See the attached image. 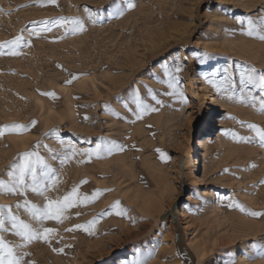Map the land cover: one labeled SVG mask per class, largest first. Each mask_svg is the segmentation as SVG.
Here are the masks:
<instances>
[{
	"label": "rangeland",
	"instance_id": "374dc122",
	"mask_svg": "<svg viewBox=\"0 0 264 264\" xmlns=\"http://www.w3.org/2000/svg\"><path fill=\"white\" fill-rule=\"evenodd\" d=\"M134 3L110 18L123 0H0V45L21 34L31 41L18 55H0V180L35 152L55 173L49 200L63 202L76 189L62 221L43 224L55 229L50 243L33 241L25 259L118 264L125 254L127 264H264V217L234 207L264 212V146L248 127L264 128V112L259 91L240 83L245 68L264 74V41L246 31L249 20L258 28L264 21V0ZM61 19H79L84 30L53 23ZM174 78L176 91L168 87ZM137 95L149 109L139 119ZM210 117L217 125L202 133ZM203 134L207 176L199 186L204 159L187 158ZM104 142L124 151L86 154ZM25 200L46 202L30 190L0 193V206L40 227L16 208ZM117 201L126 215L116 214ZM93 221L92 234L76 227Z\"/></svg>",
	"mask_w": 264,
	"mask_h": 264
},
{
	"label": "snow or ice",
	"instance_id": "6c2138e0",
	"mask_svg": "<svg viewBox=\"0 0 264 264\" xmlns=\"http://www.w3.org/2000/svg\"><path fill=\"white\" fill-rule=\"evenodd\" d=\"M50 3L55 4L56 0H49ZM136 7L134 0H123L122 5L117 6V11L110 16V18H119L125 14V11L132 10ZM48 23V22H45ZM53 23H59L61 25L70 24L74 27L68 29L69 32L75 33L77 30L83 31L84 25L79 19H61L60 21H55ZM243 24V21H240ZM51 28H45L38 31H35V35L39 36L40 31H50ZM247 35L253 36L256 35L261 41H264V21L261 22V26L256 27L251 20L247 24ZM30 45L31 41L25 39L21 34L16 36L11 41L7 42L4 45H0V48H7L8 51H0V55H18L19 49L25 46V44ZM176 72L181 71V67L177 64L175 68ZM225 73H228V69L224 70ZM217 73L213 72L210 75L216 76ZM77 77L73 76V79ZM208 77H206L207 79ZM227 79V75H226ZM178 78H174L173 81H170L168 84L169 88H172L176 91V86L178 84ZM71 83V80L68 81ZM231 84V81H228ZM240 83L241 85L247 87L251 86L256 88L260 93V110L264 112V74H258L255 68H245L240 72ZM171 94V93H169ZM176 94L182 97V93L177 92ZM45 95H53L52 93H45ZM252 101V106L255 107L257 98L255 96L249 97ZM135 111L139 113L137 119L141 117L143 112L148 111L147 105L143 103L140 97L137 95L134 98ZM157 104L160 103L159 100L156 101ZM155 111V109H151ZM35 122H33L34 124ZM250 129L255 131L256 138H258L261 146H264V128H259L256 125H248ZM20 129L24 131L26 129L20 125L11 126V130L15 131ZM5 135L4 131H0V137ZM235 136V134H233ZM238 139L244 140L246 138L239 137ZM250 142V141H249ZM70 149L74 151V146H70ZM115 151H124V148L120 145L113 144L110 142H104L103 144H97L95 149L86 150V154L91 156L93 153L97 158H104L105 156L112 155ZM159 152L160 150L157 149ZM161 159H166L167 157L163 152L160 153ZM69 159L66 155L64 160ZM63 162V161H62ZM38 168L40 171L38 172ZM227 171V170H225ZM8 181L5 182L0 180V193H8L14 195L23 196L27 191L44 197L45 204L43 207L31 204L29 201L25 200L23 205L17 204L16 208L20 209L21 207L32 217L33 220L37 222L40 227H32L29 223L24 222L19 218V216L14 215L11 208L5 209L4 206H0V264H32V262L27 261L25 257L29 255L27 251L23 249L27 248L33 241L43 240L44 242L50 243L51 234L55 231L53 228L43 227V224L47 220H56L57 222L62 221V214L66 208L74 206V201L72 197L76 195V189H73V192L66 195L63 198V202L49 200L46 193L48 191V182L51 181L52 184H55V173L48 166V164L35 152H25L23 153L17 162H15L10 170L7 172ZM86 183V181H85ZM99 192L94 194V197H98ZM88 198H85L87 202ZM116 210L117 215H126L125 209L120 207V202L117 201L113 206ZM234 207L238 208L242 213L252 217L260 218L264 217V212L248 211L240 204H235ZM111 214V213H108ZM95 221L91 222L88 226L76 225L77 228L83 229L85 232L92 234L91 229L94 227ZM10 226V227H9ZM11 232L12 235L18 238L17 243H13L5 239V233ZM56 249H54L55 251ZM59 251H63L60 249ZM133 264H140L138 261H134ZM234 264V262H233Z\"/></svg>",
	"mask_w": 264,
	"mask_h": 264
},
{
	"label": "bare ground",
	"instance_id": "6f19581e",
	"mask_svg": "<svg viewBox=\"0 0 264 264\" xmlns=\"http://www.w3.org/2000/svg\"><path fill=\"white\" fill-rule=\"evenodd\" d=\"M207 74L206 69L202 68L199 70V76L204 79L205 75ZM217 123H214V119L212 117L208 118V120L206 122L202 123V128H201V132L202 133H206L207 131L211 130L214 126H216ZM207 141L208 139L206 138V134H203L199 140L189 149L188 151V158L187 160H191L194 159L195 157H197L198 155H201L204 159L202 168L204 169V171L202 172V175L198 178V184L199 186H203L205 184L206 181V176H207ZM221 199V198H220ZM184 216L186 214H183ZM176 218V217H175ZM128 260H127V256L124 254L123 256H121L118 259V264H127ZM112 264V263H111Z\"/></svg>",
	"mask_w": 264,
	"mask_h": 264
}]
</instances>
